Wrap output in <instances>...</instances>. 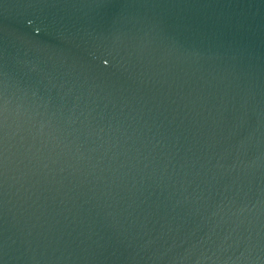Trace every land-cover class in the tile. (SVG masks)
<instances>
[{"label":"water","instance_id":"water-1","mask_svg":"<svg viewBox=\"0 0 264 264\" xmlns=\"http://www.w3.org/2000/svg\"><path fill=\"white\" fill-rule=\"evenodd\" d=\"M0 264H264V0H0Z\"/></svg>","mask_w":264,"mask_h":264}]
</instances>
